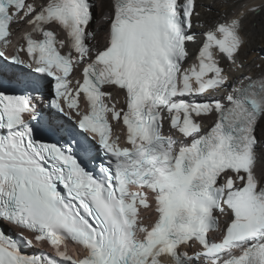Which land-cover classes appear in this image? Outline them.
Here are the masks:
<instances>
[{
    "label": "snow or ice",
    "instance_id": "6c2138e0",
    "mask_svg": "<svg viewBox=\"0 0 264 264\" xmlns=\"http://www.w3.org/2000/svg\"><path fill=\"white\" fill-rule=\"evenodd\" d=\"M197 6L112 0L101 49L89 43V0L39 7L0 0V264H61L24 254L5 225L32 233L18 235L27 245L47 244L69 264H164L163 257L172 264H264V172L257 173L264 148L256 135L264 72L245 73L239 59L244 20L256 9L242 5L198 40ZM21 22L30 30L6 53L12 25ZM189 42L200 47L184 68ZM8 61L40 75L9 88ZM107 87L126 92V109ZM42 88L51 89L47 110L34 95ZM60 117L97 140L105 159L100 174L59 143ZM203 118H213L211 126ZM113 122L124 126V144ZM52 137L58 142H48ZM142 208H153L155 220L145 223ZM220 216L230 217L223 228ZM68 241L83 249L78 258L68 254ZM193 245L191 254L183 250Z\"/></svg>",
    "mask_w": 264,
    "mask_h": 264
},
{
    "label": "bare ground",
    "instance_id": "6f19581e",
    "mask_svg": "<svg viewBox=\"0 0 264 264\" xmlns=\"http://www.w3.org/2000/svg\"><path fill=\"white\" fill-rule=\"evenodd\" d=\"M101 5V1L97 0L96 6L100 9ZM209 5L212 7L210 12L206 9ZM242 5L244 8L248 7L247 9L260 8L259 13H256V11L249 12L244 20L247 45L241 50L240 59L245 61L246 58H252L256 55L258 45L260 47L264 46V0H199L200 15L197 19L212 22L223 17L234 16L242 10ZM105 20V18H101L96 24L102 28L101 30L105 28ZM254 23L256 24L254 25ZM261 148H264V144ZM258 170L264 172V162L258 165Z\"/></svg>",
    "mask_w": 264,
    "mask_h": 264
},
{
    "label": "rangeland",
    "instance_id": "374dc122",
    "mask_svg": "<svg viewBox=\"0 0 264 264\" xmlns=\"http://www.w3.org/2000/svg\"><path fill=\"white\" fill-rule=\"evenodd\" d=\"M101 1V7L100 9L95 6V20H94V24L93 27L94 29L98 32L99 34H97V42H99L102 38V35L104 34V32L107 30L108 28V21L105 20L106 24H105V28L103 30H101L102 28H100V26H97L96 24L99 22V20L101 18H105L107 15V11L108 10H112V0H100ZM248 8V7H247ZM246 8V9H247ZM256 8V13L260 12V8L259 7H255ZM208 12L212 11V7L206 8ZM254 9V8H251ZM256 23H254L255 25ZM258 50L255 53L256 55H254V57L252 58H246L245 59V68L244 71L248 74H252L253 71H263L264 70V51H262V49H264V46H257ZM260 54V55H259ZM260 56V57H259ZM258 134L260 136V141H261V146L264 144V120H261L258 126ZM260 172V171H259ZM262 172H260L261 174Z\"/></svg>",
    "mask_w": 264,
    "mask_h": 264
}]
</instances>
